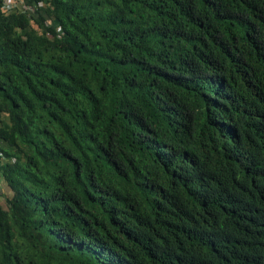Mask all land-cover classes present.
<instances>
[{
	"label": "trees",
	"instance_id": "trees-1",
	"mask_svg": "<svg viewBox=\"0 0 264 264\" xmlns=\"http://www.w3.org/2000/svg\"><path fill=\"white\" fill-rule=\"evenodd\" d=\"M0 5V264H264V0Z\"/></svg>",
	"mask_w": 264,
	"mask_h": 264
},
{
	"label": "built area",
	"instance_id": "built-area-1",
	"mask_svg": "<svg viewBox=\"0 0 264 264\" xmlns=\"http://www.w3.org/2000/svg\"><path fill=\"white\" fill-rule=\"evenodd\" d=\"M0 5L2 7V10L7 13H11L16 10H23L31 13L35 10L32 7L28 6L25 3V0H0Z\"/></svg>",
	"mask_w": 264,
	"mask_h": 264
},
{
	"label": "rangeland",
	"instance_id": "rangeland-1",
	"mask_svg": "<svg viewBox=\"0 0 264 264\" xmlns=\"http://www.w3.org/2000/svg\"><path fill=\"white\" fill-rule=\"evenodd\" d=\"M0 195H1V204L5 209H7L8 208L7 199L10 196V190L8 187H6L3 184V181L1 179H0Z\"/></svg>",
	"mask_w": 264,
	"mask_h": 264
}]
</instances>
